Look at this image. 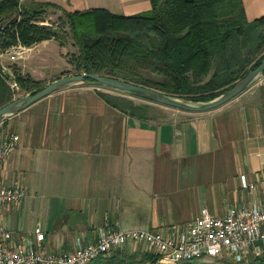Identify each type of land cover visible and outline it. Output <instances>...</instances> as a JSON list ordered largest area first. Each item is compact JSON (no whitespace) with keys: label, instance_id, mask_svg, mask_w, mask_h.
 <instances>
[{"label":"crops","instance_id":"1","mask_svg":"<svg viewBox=\"0 0 264 264\" xmlns=\"http://www.w3.org/2000/svg\"><path fill=\"white\" fill-rule=\"evenodd\" d=\"M18 1L56 5L60 9L50 12L61 15L96 8L136 15L152 9L151 0ZM243 2L249 21L264 16V0ZM50 42L29 48L17 67L49 82L71 70L56 65L52 79L41 76L48 75V55L40 47ZM6 60L11 59L3 57L4 65ZM99 91L89 84L70 86L0 119V143L20 135L3 166L4 180L30 193L2 210L1 221L17 236L44 231L45 248L55 252L94 241L116 223L123 230H159L175 237L203 208L223 216L233 206L264 204L262 81L219 108L179 110L167 120L124 113ZM117 254L124 257L121 264H152L156 256L132 245L91 264H108ZM199 261L207 264L206 259L182 264ZM155 264L167 263L158 257Z\"/></svg>","mask_w":264,"mask_h":264},{"label":"trees","instance_id":"2","mask_svg":"<svg viewBox=\"0 0 264 264\" xmlns=\"http://www.w3.org/2000/svg\"><path fill=\"white\" fill-rule=\"evenodd\" d=\"M151 4L150 11L136 15L103 8L63 11L78 50L70 59L73 69L64 74L95 73L187 101L207 102L231 89L264 59V16L249 21L243 0H151ZM50 8L60 9L0 0V49L6 51L18 42L33 46L52 38L66 46L64 35L39 24ZM12 73L14 82L0 71V108L47 85L17 66ZM99 95L124 113L147 116L125 96L102 91ZM123 258L117 254L107 263L121 264ZM157 260L155 256L152 264ZM261 261L255 258L246 264Z\"/></svg>","mask_w":264,"mask_h":264},{"label":"built area","instance_id":"3","mask_svg":"<svg viewBox=\"0 0 264 264\" xmlns=\"http://www.w3.org/2000/svg\"><path fill=\"white\" fill-rule=\"evenodd\" d=\"M42 26H57L52 17ZM29 48L21 42L6 51L0 49V58L9 56L12 61L27 57ZM264 83V75L259 79ZM20 143V135H8L0 143V264H91L115 250L142 245L146 251L167 264L189 263L206 257L229 259L235 264H246L250 259L264 257V204L233 206L223 216L213 215L203 208L200 216L187 223L181 232L168 236L156 230H123L119 223L107 225L96 240L73 250L51 251L46 249V233L34 230L17 236L4 222V206L20 203L30 196L20 185L6 183L3 166ZM254 187V186H252Z\"/></svg>","mask_w":264,"mask_h":264},{"label":"water","instance_id":"4","mask_svg":"<svg viewBox=\"0 0 264 264\" xmlns=\"http://www.w3.org/2000/svg\"><path fill=\"white\" fill-rule=\"evenodd\" d=\"M53 33H57V29L48 27ZM0 71L11 82H14V75L11 70L6 67L0 58ZM264 75V59L261 64L251 70L243 79L238 81L231 89L215 98L214 100L207 102H193L181 99L179 97L164 93L162 91L152 89L143 85L128 82L122 79L104 76L95 73H84L77 75H67L53 80L48 83L42 90L27 94L20 98L15 99L13 102L0 108V117H6L13 114H18L34 103L44 99L45 97L62 90L64 88L75 86L79 84H89L99 87H108L112 89H118L129 95L139 97L154 103L162 104L168 107H172L178 110L188 112H205L210 111L233 100L241 93L246 91L251 85L258 81Z\"/></svg>","mask_w":264,"mask_h":264},{"label":"rangeland","instance_id":"5","mask_svg":"<svg viewBox=\"0 0 264 264\" xmlns=\"http://www.w3.org/2000/svg\"><path fill=\"white\" fill-rule=\"evenodd\" d=\"M51 17H52L55 25L57 24V26H54L57 29V33L60 32L66 38V46H62L59 41H57L55 38H52L49 40H45V41L51 40L52 42L48 43L47 45H42L40 47L42 50L45 49L47 52V55H48V59H47V63H46V66L48 67L46 69V72L48 75H41V76L47 77L50 79L53 78V77L51 78V76H53V75H51V72H52V70H56L55 69L57 67L56 65H59V66L61 65L64 68L63 65L67 64L69 66V68L73 69V66L70 64V59L72 58L73 53L78 51L77 47L74 46V41L72 38L71 29L66 24L65 16L61 15L57 12H50L44 20L46 21L47 19H50ZM18 18H20V17L18 16ZM42 22H44V21H42ZM39 24L42 25L41 22H39ZM45 41H43V42H45ZM43 42H40L38 44H41ZM35 45H37V44H35ZM35 45H33V46H35ZM33 46H26L25 45V47H27V48H31ZM16 62H18V61L14 62L12 60H10V61L6 60L5 65L7 67H9V69L11 68V72H12L13 67L17 66ZM66 72H68V71L64 70L60 75H55V76H59L58 78H60L63 76L75 74L73 72H71L70 74H64ZM62 74H64V75H62ZM147 76L151 77V75H149V74H147ZM43 81L46 82L47 84L52 82V81L49 82L47 79H45ZM97 87L99 88L100 91H102L104 93H110V94L116 95V96H125L128 99H131L134 102V104L137 107H139V113H143L144 115H147V116H153L158 120H167V119L172 117L173 113H176L179 111L178 109H175L172 107H168V106H165L162 104L154 103V102H151V101L139 98V97L129 95V94L124 93L118 89H112V88H108V87H99V86H97ZM18 97H20V96L18 95ZM1 118H3V117H0V119ZM204 259H206L207 264H224L225 261L229 260L226 258L220 259V258H213V257H206ZM252 260H254V259H250L249 263ZM261 260L262 261L258 264H264V257H262ZM202 263L205 264V262H201V261L194 262L192 264H202ZM180 264H182V263H180Z\"/></svg>","mask_w":264,"mask_h":264}]
</instances>
